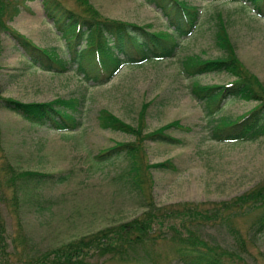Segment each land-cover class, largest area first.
Listing matches in <instances>:
<instances>
[{
  "label": "rangeland",
  "instance_id": "1",
  "mask_svg": "<svg viewBox=\"0 0 264 264\" xmlns=\"http://www.w3.org/2000/svg\"><path fill=\"white\" fill-rule=\"evenodd\" d=\"M56 1L82 17L145 25L155 32L167 30L164 16L143 0ZM186 1L200 9L201 19L173 58L123 67L97 85L76 72L73 53L46 17V3L24 2L16 14L14 0H0V22L8 29L3 33L0 28V99L81 101L78 114L73 115L79 122L74 132L31 124L0 107V220L7 243L0 264H28L38 254L79 238L90 241L121 230L139 234L146 222L151 240L127 260L117 254L96 257L93 251L77 255V260L84 257L82 264H181L175 257L205 245L220 251L224 264H264V235L254 240L249 237L264 213L263 203L258 198L256 203H247L246 196L238 201V208L235 202L250 190L264 187V135L236 143L210 140L201 105L191 97L189 87L194 80L208 87L224 86L233 78L207 74L191 79L180 71L185 56L215 59L223 55L215 45V15L221 11L237 57L264 86V18L238 3ZM8 31L55 52L68 70L49 72L33 66ZM80 47L76 45L75 50L84 49ZM90 70L98 73L96 67ZM255 105L230 99L219 116L237 120ZM100 111L134 127L141 125L145 132L178 120L191 133L172 131L182 141L179 146L150 142L141 146L143 191L139 193L118 177L128 158L97 159L104 149L133 141L129 135L103 128ZM164 161L171 162L170 170L152 167ZM34 171L63 175L66 180L36 187L29 184L18 190L20 183L15 185L14 176L10 178Z\"/></svg>",
  "mask_w": 264,
  "mask_h": 264
},
{
  "label": "trees",
  "instance_id": "2",
  "mask_svg": "<svg viewBox=\"0 0 264 264\" xmlns=\"http://www.w3.org/2000/svg\"><path fill=\"white\" fill-rule=\"evenodd\" d=\"M31 0H14L16 14L19 5ZM153 5L164 16L166 29L163 32L149 30L147 26H139L129 22L107 20L101 18L82 17L66 9L56 0H42L46 3L48 11L46 17L52 21L57 32L67 43V47L73 56L72 62L77 64L76 72L82 75L84 80L93 84H102L109 81L123 67L138 66L147 62H161L171 59L181 48L182 42L189 38L196 30L200 21V9H194L186 0H143ZM17 2V3H16ZM18 2H20L18 4ZM209 3L222 5L236 4L239 7L246 5L251 7L258 17L264 18V0H209ZM16 3V5H15ZM1 16V11H0ZM215 18V45L223 53L215 59H201L198 56H185L180 61L181 73L187 78L194 79L207 74H225L233 78V81L224 86H204L194 80L191 82L189 92L191 97L201 105L204 118L207 121L206 134L210 140L219 143L245 142L264 135V86L249 74L235 53V49L229 41L221 11ZM10 19V18H8ZM7 18L5 20H8ZM0 28L5 33L8 29L0 22ZM9 32V31H8ZM7 33V32H6ZM18 48H20L33 66H39L46 71L66 72L68 66L55 52L42 49L17 33H10ZM77 46L84 49L75 50ZM81 48V47H80ZM83 63L87 65L84 67ZM96 67L94 74L90 69ZM98 67V68H97ZM94 74V75H92ZM104 76L100 77V76ZM230 99L255 102L256 105L245 116L236 119H228L219 116L224 103ZM0 107L6 109L34 125L49 127L59 132H74L79 127L78 114L81 101L76 99L57 98L50 102H20L17 100L1 98ZM101 126L105 129L120 132L133 137L132 142L119 143L104 149L97 156L99 162L110 161L123 155L129 162L118 177L125 183L134 186L141 193L140 184L143 183L140 175L142 166L141 146L147 142L179 146L182 141L173 137L172 131L191 133V128L182 125L176 120L161 128L145 132L142 126L136 127L124 123L119 118L106 111H100L98 117ZM171 162L164 161L154 164L155 169L170 170ZM15 185L34 187L45 183H63L66 177L63 175L45 174L41 172H19L13 174ZM244 196L247 203H256L255 198L263 203L264 187L254 188L249 193L235 199L236 208L238 201ZM249 199H254L252 202ZM243 200V199H241ZM15 201V199H14ZM244 201V202H245ZM17 204V203H16ZM139 234L132 231L121 230L109 237L101 236L98 239L88 240L89 237L77 239L63 248L50 249L33 257L28 264H82V258L77 260V255L82 256L87 251H93L96 257L119 255L121 260H127L139 246L147 245L150 241L149 222L141 225ZM264 235V213L257 223L251 228L249 237L260 239ZM7 247L4 224L0 220V253ZM208 246L193 247L187 252L175 257L181 264H224L220 251L207 249ZM223 251V250H221ZM76 255V256H74ZM2 257V254H0ZM145 257L149 256L145 253ZM144 264V263H143Z\"/></svg>",
  "mask_w": 264,
  "mask_h": 264
}]
</instances>
